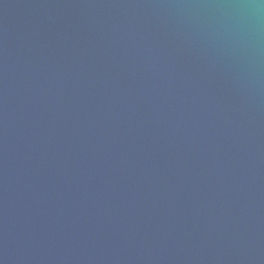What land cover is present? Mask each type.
<instances>
[{
    "label": "water",
    "instance_id": "obj_1",
    "mask_svg": "<svg viewBox=\"0 0 264 264\" xmlns=\"http://www.w3.org/2000/svg\"><path fill=\"white\" fill-rule=\"evenodd\" d=\"M0 264H264V0H0Z\"/></svg>",
    "mask_w": 264,
    "mask_h": 264
}]
</instances>
